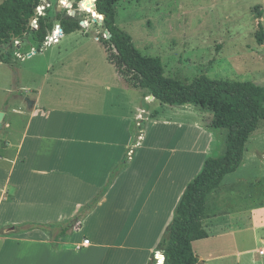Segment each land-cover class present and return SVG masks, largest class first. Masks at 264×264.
I'll use <instances>...</instances> for the list:
<instances>
[{
  "label": "crops",
  "instance_id": "1",
  "mask_svg": "<svg viewBox=\"0 0 264 264\" xmlns=\"http://www.w3.org/2000/svg\"><path fill=\"white\" fill-rule=\"evenodd\" d=\"M73 36L75 33L61 34L51 44H60L62 39ZM75 38L79 42L80 38ZM51 44H43L41 50ZM41 50L17 58L31 63L36 56L40 61L29 65L31 75L39 80L35 89L27 87L35 95L28 98L34 102L32 109L22 101L21 104L15 101L0 111L3 113L0 193L5 194L8 187L14 190L9 203H0V222L3 221L1 226L13 228L24 222L62 226L73 222L71 228H75L56 241V247L40 230L13 231L1 239L26 244L22 245L24 256H17L18 264H24V259L31 255L35 256L34 264H150L185 187L204 163L203 134L196 126L185 128L177 146L165 145L168 155L160 170L146 153L141 159L145 162L142 168L138 161L128 157L125 168L96 207L74 220L80 209L103 189L110 173L126 155L132 152L135 156L136 150L131 151L133 125L139 127V119L143 122L154 119L151 104L156 100L120 77L107 59L115 69L109 73L110 66L104 63L100 66L95 62L96 56L82 46L51 48L44 53ZM49 80L53 84L47 90L51 94L47 105L43 93ZM55 101L60 103L57 105ZM12 115L18 116L19 125ZM193 136L199 152L189 154L188 141ZM158 149L157 144L149 147L156 157ZM250 153L238 170L243 172L256 166L251 148ZM191 172L194 174L190 178ZM228 186L232 190L227 196L229 200L245 199L236 183ZM224 188L219 187L218 192ZM219 195L224 198L222 192ZM244 208L237 213L230 211L220 226L207 220L206 230L229 235L233 215L244 217L254 226V209ZM214 226L216 230H212ZM84 239L89 240V245L82 248ZM261 244L264 246V238Z\"/></svg>",
  "mask_w": 264,
  "mask_h": 264
},
{
  "label": "rangeland",
  "instance_id": "2",
  "mask_svg": "<svg viewBox=\"0 0 264 264\" xmlns=\"http://www.w3.org/2000/svg\"><path fill=\"white\" fill-rule=\"evenodd\" d=\"M2 1L0 0V4ZM75 2L77 0H67V3L72 5ZM67 3L63 5V10H66L67 15L76 16L83 22L81 25L83 31L76 32L75 36L68 39H62L60 44L44 47L41 51L44 53L57 47H78L79 49L82 46L84 51L88 49L92 52L93 57L96 56L95 62L100 66L103 63L110 66L107 62L105 49L96 41L99 35L105 38L101 19L92 10L89 12L73 10L72 7H68ZM57 5L56 3L48 5L42 1L41 6L36 10L34 20L31 21L32 29L37 27L39 18H45L53 24V31L50 32L49 39L47 38L51 43H56L54 39L58 32L56 28L58 23L55 20ZM115 10L117 27L131 37L134 48L141 55L161 60L167 78L190 83L194 78L205 75L213 80L254 81L264 84V0H130L119 2L115 6ZM73 11L75 15H73ZM260 31L262 32L261 43L257 38ZM76 36L80 38L79 42L75 38ZM1 50L11 57L9 64L0 63V111L7 109V104L14 105L15 101L17 104H21L20 101L25 103V99L35 98L34 93L27 91V87L35 89L39 80L31 75V66L29 65H32V62L40 63L36 56L32 57L31 63L17 60L25 53L36 51L30 36H25L18 42H14L9 48L4 46ZM37 68L39 69V67ZM108 68H111V71L108 69L109 73L112 70L115 72L113 67ZM100 69L104 70L102 67ZM51 84L53 82L49 80L44 89V99L42 98L47 105V100L51 98V94L47 90ZM58 103L60 102L55 101V104L58 105ZM22 106L24 105L22 104ZM151 112L155 114L154 119L144 122L139 119V127L136 124L133 125L132 132L135 135L131 151L136 150V154L133 156V153L130 152L126 155V161H128V157L132 161L135 159L139 162L138 166L142 168L145 162L141 159H144L142 157L146 153L147 158L153 159L158 168L162 167L168 155L165 145L177 146L182 141L180 137H183L184 131L193 126H196L204 136L206 150L203 159L215 157L224 152L225 132L211 129L212 113L210 110L190 105L168 106L154 101L151 104ZM12 119L16 120L19 125L18 116L12 115ZM140 135L142 138L138 139ZM1 136L2 128L0 129V154L3 152ZM13 140L15 141L16 138ZM195 140L196 137L193 136L188 141L187 149L191 150L188 152L189 154L199 152L198 147L194 146ZM156 144L160 150L158 149L159 152L155 153L159 157L149 151L150 145ZM250 148L255 155L256 166L249 167L243 172L241 169L238 170L241 168L239 167L235 173L222 180L220 187L225 186V188L219 191L224 197H227L232 190L226 187H229L228 184L236 183L240 196H246L245 199L233 198L226 201L221 214L209 221L213 222V225L220 226L226 222V216L230 211L237 213L249 206L254 209L252 222L257 228H254L251 222H247L244 217L233 215L231 217L233 226L229 235H219L220 233L217 231L209 233L207 230L209 234L207 239L192 244L195 255L202 257V259H198V262L264 264V256L259 255V252L264 249L261 244V239L264 238L263 124L247 141L244 162L251 155ZM193 174L194 172L189 174L190 178ZM7 190L5 194L0 193V203L11 201L14 190L11 187H8ZM249 196L251 198H248ZM210 202L215 203L213 196ZM72 223H64L66 224L64 226L72 227ZM2 224L3 221L0 222V264H18L17 256H24L22 245L26 244L6 242L1 237L9 235L13 231L20 233L15 229L20 224L15 225L14 228L13 225L1 226ZM11 228L13 230H10ZM74 228H71L70 231H73ZM216 229L215 226L212 228V230ZM57 233L58 229L55 228L46 236L51 239ZM103 237L107 238L105 235ZM156 256V254L153 255L152 263H156ZM158 259L160 260V256ZM24 260V264H34L35 256L31 255L30 258Z\"/></svg>",
  "mask_w": 264,
  "mask_h": 264
},
{
  "label": "trees",
  "instance_id": "3",
  "mask_svg": "<svg viewBox=\"0 0 264 264\" xmlns=\"http://www.w3.org/2000/svg\"><path fill=\"white\" fill-rule=\"evenodd\" d=\"M44 0H3L0 4V63H9L10 55L2 51L14 42L30 36L37 52H40L53 24L45 18H39L37 28H31L37 8ZM130 0H96L95 14L102 20V28L107 31L108 39L97 36L98 42L107 53L108 61L116 72L133 87L141 90L145 96L168 106H197L212 113L211 129L225 132V149L221 155L206 158L201 171L185 187L173 213V218L156 246L155 252L163 255L162 264H198L192 244L208 238L206 221L221 214L226 201L218 192L222 180L235 173L241 166L245 145L260 125H264V84L254 81L230 82L213 80L205 75L194 78L190 83L165 77L159 58L143 56L133 46L131 37L116 25L115 6L119 2ZM77 0L72 9H78ZM66 5L67 0H50L51 4ZM83 11L93 6V0H84ZM93 11V10H92ZM62 34L82 32L81 20L69 16L66 10L55 16ZM51 32V33H50ZM59 31L56 37L59 36ZM262 42V32L258 36ZM49 39V38H48ZM126 158L110 173L103 189L80 209L74 220L91 212L119 173L125 168ZM232 193V192H231ZM217 194V198L214 195ZM214 197L215 203L210 202ZM222 197V198H221ZM243 198V197H242ZM58 233L51 238L52 246L64 237L71 226L61 224H40L24 222L16 226L20 233L40 230L49 235L51 230ZM161 262V257H160ZM150 264H155L150 262Z\"/></svg>",
  "mask_w": 264,
  "mask_h": 264
},
{
  "label": "water",
  "instance_id": "4",
  "mask_svg": "<svg viewBox=\"0 0 264 264\" xmlns=\"http://www.w3.org/2000/svg\"><path fill=\"white\" fill-rule=\"evenodd\" d=\"M95 1H96V0H93V8H95ZM83 2H84V0H80V2H79L78 9H79L80 11H83V7H82V5H81ZM67 4H68V7H72V4H71V3H67ZM62 10H63V5H57V7H56V12H57V13H60V12H62ZM96 14H97V13H96ZM73 15H75V12H74V11H73ZM97 15H98V14H97ZM103 19H104V17L101 16V21H102ZM100 24H101V23H100ZM80 25H83V22H81ZM57 28H58L59 33L62 34V31H61L59 25H57ZM104 35H105V38H106V39H108V38L110 37V35L108 34L107 31H104ZM25 104H26V106H27L28 109H32V107H33V105H34V102H33L32 100L25 99ZM2 118H3V113L0 112V129H1V127H2V125H1ZM10 230H13V228H11ZM198 263H199V264H202L203 262H202V261H199Z\"/></svg>",
  "mask_w": 264,
  "mask_h": 264
},
{
  "label": "built area",
  "instance_id": "5",
  "mask_svg": "<svg viewBox=\"0 0 264 264\" xmlns=\"http://www.w3.org/2000/svg\"><path fill=\"white\" fill-rule=\"evenodd\" d=\"M37 28V27H36ZM35 28V29H36ZM58 29V28H57ZM61 34H59V36H60ZM57 38L58 37H56L55 39H54V42H57L58 40H57ZM49 44H51V42H49V40H47V41H45L44 42V45H49ZM89 245V240L88 239H84L83 240V242H82V244H81V247L82 248H85V247H87ZM157 256H156V264H159L160 263V260L158 259V256H160L161 257V261L163 262V255L162 254H160L159 252H157V253H155ZM259 255L260 256H264V250H262V251H260L259 252Z\"/></svg>",
  "mask_w": 264,
  "mask_h": 264
},
{
  "label": "bare ground",
  "instance_id": "6",
  "mask_svg": "<svg viewBox=\"0 0 264 264\" xmlns=\"http://www.w3.org/2000/svg\"><path fill=\"white\" fill-rule=\"evenodd\" d=\"M48 5L50 4V1L49 0H44ZM90 10H93V12H95L93 6L89 7L86 9V12H89ZM96 13V12H95ZM57 28V27H56ZM58 30V29H57Z\"/></svg>",
  "mask_w": 264,
  "mask_h": 264
}]
</instances>
